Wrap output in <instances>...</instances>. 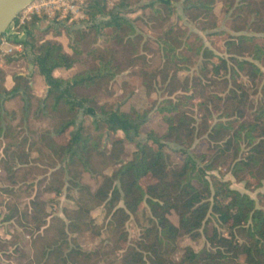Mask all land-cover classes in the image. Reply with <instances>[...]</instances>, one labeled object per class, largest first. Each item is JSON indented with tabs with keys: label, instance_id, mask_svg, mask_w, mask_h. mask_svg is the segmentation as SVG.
I'll return each mask as SVG.
<instances>
[{
	"label": "trees",
	"instance_id": "16d2710c",
	"mask_svg": "<svg viewBox=\"0 0 264 264\" xmlns=\"http://www.w3.org/2000/svg\"><path fill=\"white\" fill-rule=\"evenodd\" d=\"M172 1H181V11L188 21L211 22V29H215L211 18L217 0ZM221 3L230 17L229 29L238 35H228L216 49L217 54L195 33L169 25L157 38L164 61L158 71H150L140 52L141 37L128 17L133 12L120 13L118 7L108 10L105 0L87 4L86 14L96 24L89 31L74 32L72 54L55 41L36 44L32 37L26 40L24 45L32 50L38 74L50 88L49 96L45 102L29 96L31 87H21L25 81L21 76L16 77L11 90L0 85V138H8L12 131L6 102L22 92L27 95L25 111L29 112L32 99L38 100L37 116L61 118L57 128L41 136L51 153L54 171L48 178L44 165L32 157L33 148L22 150L28 143L24 140L5 149V179L8 185H16L17 179L28 182L43 177L38 186L44 185L46 193L60 195L65 176L73 174L70 182L80 195L76 209L65 214L66 221L54 218L50 225L46 203L39 196L33 197L24 211L17 203L7 202L0 218L11 223L23 216L19 225L23 232L11 240H0V264H97L95 258L101 253L83 250L70 236L95 231L91 214L103 205L115 222V251L123 252L116 264H264V193L258 194L255 202L213 174L225 169L236 182L254 190L264 183V73L260 69L264 65V45L243 34L246 28L264 33V0ZM164 6L168 22L171 9L167 1ZM99 17L109 20L97 23ZM92 34L94 40L90 42ZM224 34L215 31L207 37ZM101 38L102 47H91ZM140 61H144L141 77L148 95L154 92L158 79L169 80L164 90L166 98L155 106L164 133L150 131L145 142L139 140L149 111L108 109L100 105L97 96L80 94L88 90L100 93ZM76 65L85 69L70 79L55 76L57 71ZM188 67H196L207 79L194 76L191 81L180 82V71ZM176 92L180 94L174 95ZM81 117H90L91 125L87 127ZM107 133L124 136L113 140L112 151L102 150ZM59 139L67 142L60 144ZM196 140L206 144L205 153L195 152ZM126 143L136 146L131 157L125 154ZM167 143L177 148L180 163L169 161L164 151ZM38 153L42 154L40 149ZM99 163L115 164L118 169L111 176L103 175L101 185L93 192L78 182L75 170L80 167L96 174L100 172ZM146 207L152 215L151 226L143 230L136 245L125 249V224ZM172 213L177 225L168 218ZM211 222L218 228L207 234L205 225ZM23 233L32 238L31 255L23 244ZM202 236L205 247L199 251L186 247L179 259L174 258L182 239L197 242Z\"/></svg>",
	"mask_w": 264,
	"mask_h": 264
},
{
	"label": "rangeland",
	"instance_id": "374dc122",
	"mask_svg": "<svg viewBox=\"0 0 264 264\" xmlns=\"http://www.w3.org/2000/svg\"><path fill=\"white\" fill-rule=\"evenodd\" d=\"M83 1L84 3L80 5V7L81 11L85 14L84 19L71 21L70 19H60L59 17L48 18L43 15L41 17H34L33 20L25 26V28L18 30L15 28L18 26V22L23 17L21 13L16 18L15 25L10 27L7 34H12L14 31L16 33L24 32L25 36L23 38L19 39L16 35L13 39L14 42L20 41L23 45L26 40L31 37L36 44L41 43L42 41H55L62 44L66 52L72 54L70 47L74 39V32L78 30L89 31V29L96 24V22L91 21L86 14V6L90 0ZM105 1L107 2L108 10L118 7L120 13L133 12L128 17L134 21L136 30L141 37L140 52L146 57V62L149 64L150 71H158L163 67L164 61L162 59V53L160 51L157 38L160 37L162 32L166 30L169 25H177L187 33H195L202 39L205 46L213 49L217 54L218 52L216 49L223 44V41L228 35H238L229 29L230 25L228 20H230V17L229 14L221 7L222 0H217L215 6L213 7L214 17L211 19L212 22L216 24L215 29H211V22L203 23L202 20L197 22L188 21L181 11V1L128 0L124 3L122 0ZM166 1L171 9V16L168 22L166 21L168 11L164 6ZM232 1L237 2L238 0ZM35 18H38L39 20L35 21ZM108 20V17H99L97 19V23ZM215 31H223L225 34L221 36L212 35L211 37H207L208 34ZM243 34L255 37L256 44L264 45V33L257 34L251 28H246ZM93 40L94 35L92 34L89 37V41L92 42ZM103 40L104 39L102 38L99 39L96 43L91 44V47H102L101 43ZM190 43H192V41H190ZM28 51L30 52L32 50L29 47L26 48L24 45V50L21 54L17 53L15 55L8 56L4 59V62L0 63V85H4L6 89L11 90L17 83L16 77L21 76L25 78L21 87L24 89H26L27 86L31 87L28 95L37 96L40 100H43L46 96L48 87L43 80L44 87L40 92L41 95L38 96L36 90L37 77L39 76L38 68L35 65L34 60L29 57ZM143 65L144 61H140L137 66L133 67L128 72L117 76L116 79L110 82L107 87H104L100 93L95 90L80 91V94L83 95L97 96L100 105H106L108 109H121L124 112H130L133 109L139 112L149 111L148 123L142 127V136L139 140L141 142L146 141L147 133L150 131H154L158 135H162L164 133V127L158 119V115L155 112V106L163 98H166L167 94L164 90L169 81L163 82L158 79L154 92L151 95H148L141 77L143 71L145 70ZM31 66L34 67L31 68ZM84 69L83 65H76L71 70L63 69L60 74L55 73V76L63 79H70L81 73ZM260 69L264 73V65H260ZM178 76L180 82H183L185 79H189L191 81L194 76H199L203 80L207 79L206 75L200 70H197L196 67L183 68ZM242 80L246 81V78H242ZM176 94L178 95L180 93L176 92L174 95ZM25 95L26 94L21 92L16 98L10 99L4 104L5 109L9 113L7 122L11 125L12 131L8 138H0V213L6 212V203L9 201L17 203L20 209L24 211L31 199L35 196H39L40 199L46 203V210L49 214V225L53 223L54 218H61L66 221L65 214L76 209V199H78L80 195L79 191L75 189L70 182L73 178V174L65 176L64 180L66 185L60 195L46 193L44 185L38 186V182H40L43 177H37L35 180H30L28 182H25L22 179H17L16 185H8V182L5 179V167L8 161L5 149H8L11 144L18 145L19 143H23L24 140H27L28 143L22 147V150L26 151L29 147L33 148L34 153L32 154V157L37 159L36 161L38 164L44 165L45 171L48 172V178L54 171V169H52L54 164H52L50 160L51 153L44 146L45 144L43 143L41 136L47 131H53L57 128L61 118L57 116L55 119L37 116L35 111L38 107L39 101L34 99H32L31 110L26 112L24 99L27 98V95ZM253 99L256 101L257 96ZM81 118L86 122L85 125L87 127L91 125L92 119L90 117ZM123 137L122 133H118L116 136L107 133L103 140L102 150L112 151L113 140L123 139ZM58 142L60 144H65L67 140L59 139ZM39 149L42 154L38 153ZM193 149L197 153H205L207 146L204 142L196 140L194 142ZM135 150V145L128 143L125 144L124 151L127 157H131ZM164 151L171 163H180L182 161V157L179 155L177 148L174 145L170 143L165 144ZM56 164L58 163L56 162ZM106 165L107 164L99 163L98 169L100 172L96 174L85 172L80 167L76 168L75 171H77L79 178L78 182L95 192L102 183L103 175L111 176L118 169V166L115 164L110 166ZM59 167L60 166L58 165L57 168ZM213 174L223 181H229L231 189L249 195L255 200V202H258V194L264 193V183L260 189L254 190L252 188H246L244 183L236 182L225 169L215 171ZM120 206H123V203H121ZM91 215L94 219L95 225L97 226L96 230L89 232L85 231L78 235H71L70 238H75V244H78L87 252H100L101 255L95 258L97 264H116V262L120 260L123 252L115 251V241L117 240L115 232L113 233L115 222L112 221L108 208L105 205L100 206L94 209ZM151 217L152 215L147 207L138 215H131L130 219L125 224V230L128 237V241L122 244L125 249L128 246L136 245L142 239L143 230L151 226ZM168 218L172 224H178V219L175 214H170ZM22 221L23 216L11 223H5L3 222V219L0 218V240L8 241L11 240L12 237H18V233L23 232L19 226L22 224ZM213 227H217L215 222L205 225L207 234L211 233ZM22 236L24 241L23 244L27 245L26 251L28 255H31L32 251L30 249V244L32 242V238L27 233H23ZM205 246L206 240L204 236H202V238L197 242L184 238L181 240L180 247L174 254V258L179 259L186 247H190L194 251H199ZM13 251L14 248H11L10 252L13 253Z\"/></svg>",
	"mask_w": 264,
	"mask_h": 264
},
{
	"label": "built area",
	"instance_id": "2783aa9c",
	"mask_svg": "<svg viewBox=\"0 0 264 264\" xmlns=\"http://www.w3.org/2000/svg\"><path fill=\"white\" fill-rule=\"evenodd\" d=\"M83 0H35L22 12V19L18 22L15 29H22L30 23L34 17L47 16L48 18L70 19L71 21L84 19L85 14L81 11L80 5ZM12 25H15V21ZM15 31L12 34H5L0 38V63L8 56L22 53L24 45L22 42H14L17 35Z\"/></svg>",
	"mask_w": 264,
	"mask_h": 264
},
{
	"label": "water",
	"instance_id": "95a60500",
	"mask_svg": "<svg viewBox=\"0 0 264 264\" xmlns=\"http://www.w3.org/2000/svg\"><path fill=\"white\" fill-rule=\"evenodd\" d=\"M35 0H0V38L10 29L16 18ZM34 66H31L33 68ZM48 87L43 102L48 98Z\"/></svg>",
	"mask_w": 264,
	"mask_h": 264
},
{
	"label": "crops",
	"instance_id": "0c3cea01",
	"mask_svg": "<svg viewBox=\"0 0 264 264\" xmlns=\"http://www.w3.org/2000/svg\"><path fill=\"white\" fill-rule=\"evenodd\" d=\"M17 36H18L19 39H21V38H23L25 36V34H24V32L23 33H18ZM28 54H29V57H31L34 60L31 51L30 52L28 51ZM62 71H63V69L57 71L56 74H60V72H62ZM43 80H44L43 78H41L39 76L37 77L36 90H37L38 96L41 95L40 92L42 91V89L44 87V83H43L44 81ZM10 86H11V84H10Z\"/></svg>",
	"mask_w": 264,
	"mask_h": 264
}]
</instances>
